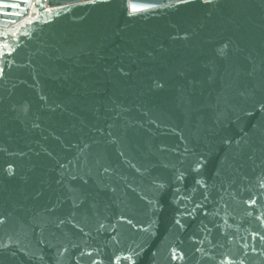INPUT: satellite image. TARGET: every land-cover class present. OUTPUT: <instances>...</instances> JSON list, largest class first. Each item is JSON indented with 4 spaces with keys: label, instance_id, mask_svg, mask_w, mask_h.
Segmentation results:
<instances>
[{
    "label": "water",
    "instance_id": "1",
    "mask_svg": "<svg viewBox=\"0 0 264 264\" xmlns=\"http://www.w3.org/2000/svg\"><path fill=\"white\" fill-rule=\"evenodd\" d=\"M0 264H264V0H0Z\"/></svg>",
    "mask_w": 264,
    "mask_h": 264
}]
</instances>
